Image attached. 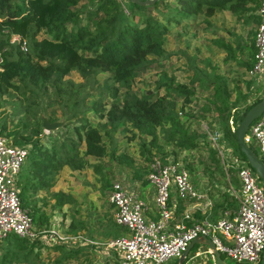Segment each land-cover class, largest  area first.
Segmentation results:
<instances>
[{"label":"trees","instance_id":"1","mask_svg":"<svg viewBox=\"0 0 264 264\" xmlns=\"http://www.w3.org/2000/svg\"><path fill=\"white\" fill-rule=\"evenodd\" d=\"M260 1L157 0L140 6L128 0H0V99L6 97L0 101L11 103V114L19 124L9 130L2 121L0 135L8 137L14 146L27 148L15 184L19 204L36 227L32 238L13 233L0 238V264H68L87 259L86 264H93L89 258L100 247L78 238L56 242L44 230L49 216L43 208L59 210L71 201L69 194L51 191L59 169L79 170L91 165L97 172L100 167L88 163L86 157L99 159L107 154L119 163L131 162L123 154L113 156L112 134L116 132H136L139 154L148 162L155 157L166 162L171 155L175 162L176 150L205 147L217 164V150L207 135L191 128L192 122L197 124V120L204 118L203 114L213 113L214 128L220 133L217 145L230 148L245 162L235 142V124L264 96L250 102L254 88L251 92H242L236 85L229 88L222 75L214 69L197 68L194 59L189 60L190 86L175 84L166 71L171 63L164 66L168 57L164 42L173 29L195 24L200 15L206 21L218 11L229 12L241 26L257 23L255 11ZM254 29L246 31L248 44H240L239 37L235 48L221 43L231 58L228 60L238 68L248 69L252 65ZM12 35L25 42V50L20 41H9ZM235 49L237 53H246L247 59L237 58L233 54ZM155 69L159 73L154 89L139 93L120 90L127 88L130 80ZM72 71L82 78L81 83L66 80ZM193 82L208 96L198 99ZM250 82L245 81L246 89ZM160 89L163 93L158 92ZM14 93L19 95L17 100L11 99ZM47 93L53 95L51 99L62 100L69 110L61 125L44 133L37 114L39 103L35 100L39 94ZM239 104H245L240 112ZM186 107L196 108L198 114L194 117ZM46 119L54 122L57 118L48 115ZM103 139L109 142L107 147ZM166 145L171 149L166 150ZM228 170L236 168L231 166ZM135 175L141 176L137 171ZM231 180L236 185L235 179ZM109 185L107 179H102L103 189H109ZM47 198L54 199L52 205L47 204ZM235 206L234 197L225 191L213 202V208L220 209L219 215ZM107 212L86 221H71L65 231L74 237L83 231L90 240L92 234L105 238L122 236L125 228ZM112 259L114 264H120L118 257Z\"/></svg>","mask_w":264,"mask_h":264},{"label":"rangeland","instance_id":"2","mask_svg":"<svg viewBox=\"0 0 264 264\" xmlns=\"http://www.w3.org/2000/svg\"><path fill=\"white\" fill-rule=\"evenodd\" d=\"M255 26L256 23L253 21L249 22L245 26H241L240 21H236L229 12L223 10L214 13V15L207 18L206 21H204L203 16L200 15L196 19L195 24L185 25L183 27L179 26L173 29L168 34L164 42V49L168 54L167 59L164 60V66H166L168 62L171 63V67L166 68L167 75L173 76L175 84L183 83L190 86V77L192 73L189 69V60L194 59V65H196L197 68H204L205 71L214 69L218 75H222L227 80L229 88L236 85L242 92H251V89L254 88V91L250 93V102L256 97L263 96L264 67L261 70L260 77L256 76L253 79H250L246 73L247 69L243 67L238 68L233 61L228 60L231 58H228L226 50L222 46L223 43H226L235 48L236 38L238 37L240 38V44H248L246 31L254 29ZM228 32H231L233 36H230ZM233 54L243 61L247 59L246 53H237L236 49ZM158 73V69L148 71L140 77L130 80L128 82V87L121 88L120 90L123 91L125 89H130L131 91L137 93L146 89L152 90L154 89V81L158 78ZM66 80L75 84L83 81L78 73L74 71L70 72L66 76ZM232 80L236 81L233 82ZM245 81H251L248 89L245 88ZM192 89L194 95L198 97V99H203L208 96L207 92H203L197 86V82H193ZM158 92L163 93V90L160 89ZM52 96L53 95L51 93H47V95H38L35 100L39 103L37 114L40 115L41 118H46V116L51 115L52 117L57 118L56 121L61 122L62 124L65 121L69 107L61 103L62 100L60 99H51ZM18 97L19 95L14 93L11 99L17 100ZM4 98L6 97L3 96L0 100H3ZM176 103L177 107L181 105V101L179 100ZM244 106L245 104H239L237 111L240 112V109ZM11 110L10 102L6 101V103H4L3 101H0V124L4 121L6 129L9 130L13 129L15 126H19V124H17L16 116L13 117ZM186 111L190 112L194 117L198 114L197 109L193 107H186ZM203 115L204 118L197 120V124H194L193 122L191 123V128L197 130L198 133L201 132L207 135L208 132L212 133L215 131L214 122H212L213 113H206ZM23 116L24 115H22V117ZM192 121H195V119H192ZM236 126L237 124H235V127ZM138 136L139 135L136 132L131 131H125L123 133L116 132L112 134L113 139H115V150L113 156L123 154L131 160L129 164L126 163L127 161L119 163L117 162V159L107 154L99 159L86 157V161H88V163L93 165L97 164L100 167L97 172L93 170L91 165H85L79 170H71L68 167L59 169L56 175L55 183L51 187V191L59 190L67 193L70 195L71 201L64 204L59 210H54L49 206L43 208V211L49 216L48 226L44 229L45 231L55 229L61 235H70L65 230L71 221H86L87 218L99 217L104 210H107V215L112 217V209H109L106 202L108 188L103 189V187H101V182L104 178L108 180V184L114 180H119L125 188H132L135 192L136 190L138 192L140 191V193H143V197L146 196L147 198L149 196L150 187L148 188L144 172L147 170L148 161L144 160L142 155L139 154ZM5 138L10 141L8 137ZM103 141L107 147L109 142L106 139H103ZM161 142L162 141L160 140V143ZM249 145L253 148L257 156L264 161V157L258 152V149L251 143H249ZM165 149L170 150L171 146L166 145ZM175 153L176 161L174 163L186 170L190 182L193 181L199 184L200 188L207 189L205 190V193H207L206 191L215 192L216 188L220 189L219 191L216 190L218 194L221 193V190L230 193V187L235 189L238 188V186L231 180L232 178L236 179L235 171L229 172L228 169L231 166L228 167V164L224 160V155H222L221 158L217 152L216 157L218 158V163L216 164L212 159H210L209 151L205 147L189 151L176 150ZM234 153L235 152L232 151V155L236 157ZM166 158L169 159V161H172V155ZM135 171L140 172L141 176L135 175ZM41 195H43V193H41ZM217 197L218 196H216V198ZM53 201V198H47V204L51 203L52 205ZM38 204L40 205V202H38ZM148 207L152 213H156V208L153 203ZM227 210L229 211L231 209L227 208ZM170 222H172V220H170ZM32 228V231L35 232L36 227L34 224ZM124 232H128L126 228L124 229ZM124 232L121 235H124ZM78 233L85 237V233L83 231H78ZM218 237L221 241L225 242L219 234ZM91 239L101 243L109 238L102 237L99 234H92ZM41 242L44 243V240H41ZM204 247L203 245L196 243L191 248L188 255L194 251L202 250ZM54 255L55 252L50 254L51 257ZM206 255L208 258H205V255L201 254L197 256L195 261L192 262L200 260L209 262V256L208 254ZM219 255L221 256L224 264H235L229 260L226 255L222 253ZM115 257H117L116 251L100 247L92 253L89 259L93 264H114L112 258ZM177 260L178 257H171L161 264H175ZM86 262H88V259L86 261L81 260L80 262L72 260L68 262V264H86ZM183 264L190 263L185 261ZM239 264L248 263L241 262Z\"/></svg>","mask_w":264,"mask_h":264},{"label":"built area","instance_id":"3","mask_svg":"<svg viewBox=\"0 0 264 264\" xmlns=\"http://www.w3.org/2000/svg\"><path fill=\"white\" fill-rule=\"evenodd\" d=\"M256 13L258 22L253 35V62L246 71L250 79L260 77L264 67V0L260 1ZM9 41H20L21 49L25 50V42L17 35H12ZM207 137L220 157L224 155L228 167L236 168L238 188L230 187V193L237 205L232 212L224 211L214 221L207 217L201 221L195 220L189 226L183 222L189 218L187 214L181 220L174 221V201L169 204L172 196L178 200H198L204 196L194 189L185 169L172 161L162 162L155 157L148 162L145 179L153 190L152 203L156 208V219H145V203L127 191L119 180H114L109 185L106 202L112 207L113 221L128 232L101 243L81 235H61L55 229L47 232L56 242L78 238L85 243L114 250L118 253L120 264H161L171 257H179L189 242L199 236L210 239L218 253L226 255L235 264H259L264 247L262 182L244 161L232 155L230 148L217 145L220 137L218 131L208 132ZM244 141L247 145H254L264 157V110L249 124ZM26 153L25 146H14L0 135V238L9 233L19 237L34 236L31 217L19 204L15 184ZM218 234L225 242L220 240ZM206 254L209 262L204 264H216L210 249L206 250Z\"/></svg>","mask_w":264,"mask_h":264},{"label":"water","instance_id":"4","mask_svg":"<svg viewBox=\"0 0 264 264\" xmlns=\"http://www.w3.org/2000/svg\"><path fill=\"white\" fill-rule=\"evenodd\" d=\"M128 1L136 5L143 6V5H150L157 0H128ZM263 110H264V97L248 108V110L244 113V115L238 122L235 129V142L238 146V149L244 156L245 163L253 170L254 174L262 182V184H264V162L245 143L244 135L247 132L249 124L256 118H258V116L262 113ZM59 125H61V122L58 121L49 122L46 118L44 117L41 118V127L43 131L46 133L54 130ZM196 243H203L210 249L212 255L214 256L216 264H224L211 240L205 236H199L195 239H192L191 242H189L186 249L178 257L176 264L184 263L183 261L187 257V252L189 248L192 246V244H196ZM259 264H264V247L261 253Z\"/></svg>","mask_w":264,"mask_h":264},{"label":"crops","instance_id":"5","mask_svg":"<svg viewBox=\"0 0 264 264\" xmlns=\"http://www.w3.org/2000/svg\"><path fill=\"white\" fill-rule=\"evenodd\" d=\"M235 177H236V175H235ZM191 182L190 183L193 185L194 189L197 192L201 193L204 197L202 199H198V200H196L194 198H191V199H188V200H178V199H175L172 196L171 199H170V203L169 204L171 205L172 201H174V208H173V210H174V221L181 220L184 214H187L188 217H189L188 219L183 220V222L185 223L186 226H189L195 220L201 221L205 217L209 218L211 221H214V220L218 219L223 213L221 215H219L220 214V209H218V208L214 209L213 208V202H214L216 196H218V197L220 196V194H218L216 192V190L219 191L220 189L216 188L215 192L206 191L207 193H205V190H207V189L200 188L199 184H197V183H195L193 181H191ZM235 182H236V185L238 186L237 178L235 179ZM149 187L150 186L148 185V188ZM126 189H127V191L135 194L138 198H140L145 203L146 210L143 211V216L145 217V219H156L157 218V213H152V211H150L149 207H148V206H150L152 204V195H153L152 192H153V190H152L151 187H150L151 193H150V189H149V194H148L149 196L147 198H146V196L143 197V195H142L143 193H140V191L138 192L136 190V192H138V193H136L132 188H126ZM221 191H223V190H221ZM144 198H146V199H144ZM236 205H237V203H236ZM235 208H236V206L234 207V209ZM176 209H177V213L175 212ZM234 209H231L229 211L226 209L224 211L232 212ZM172 222H173V220H172ZM198 244L199 245H203V247L204 246L205 247L202 250L194 251L193 253L188 255V253L191 250V248L195 245V244H192V246L189 248V250L187 252L188 257L186 259V261H188V263H190V264H204V263H207V262H204V260L192 262V261H195L197 256H199L201 254L205 255V258L207 257L206 250L209 249V248L203 243H198ZM117 257H118V253H117ZM118 260H119V258H118ZM119 263H120V260H119Z\"/></svg>","mask_w":264,"mask_h":264}]
</instances>
